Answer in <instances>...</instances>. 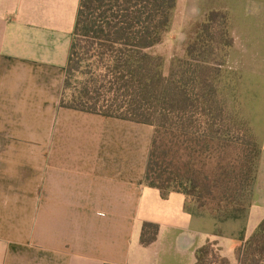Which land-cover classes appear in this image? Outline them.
Returning <instances> with one entry per match:
<instances>
[{"label": "crops", "instance_id": "obj_1", "mask_svg": "<svg viewBox=\"0 0 264 264\" xmlns=\"http://www.w3.org/2000/svg\"><path fill=\"white\" fill-rule=\"evenodd\" d=\"M80 1L0 0V264H195V251L209 241L239 264L241 241L195 229L181 193L164 199L144 182L151 125L60 105ZM223 10L219 0H178L166 38L180 12L185 45L192 24ZM246 43L262 50L257 36ZM258 56L261 67L242 72L256 73L263 121L246 239L264 218V54ZM144 222L159 226L147 246L140 242Z\"/></svg>", "mask_w": 264, "mask_h": 264}, {"label": "trees", "instance_id": "obj_2", "mask_svg": "<svg viewBox=\"0 0 264 264\" xmlns=\"http://www.w3.org/2000/svg\"><path fill=\"white\" fill-rule=\"evenodd\" d=\"M177 3L81 0L60 105L151 125L146 185L164 199L181 193L195 229L241 241L239 264H264V218L246 239L262 148L260 96L252 95V78L231 66L226 12L205 15L169 63L154 50ZM158 231L144 222L141 244H152ZM195 258L230 264L216 242L197 248Z\"/></svg>", "mask_w": 264, "mask_h": 264}, {"label": "rangeland", "instance_id": "obj_3", "mask_svg": "<svg viewBox=\"0 0 264 264\" xmlns=\"http://www.w3.org/2000/svg\"><path fill=\"white\" fill-rule=\"evenodd\" d=\"M219 4L221 6H227L228 12L224 10L223 12L228 13L230 19L233 22L239 23V25L242 27L246 26L252 29L250 32L238 28L235 30L232 29V36L233 39L235 38V41L233 47L228 49L226 53L229 55L228 58L230 60L231 66L234 67V70L241 73H253L255 69L261 67V63H258V60H260L258 59L259 50L262 55L264 54V12L258 11L256 9L264 5V0H219ZM246 10L247 12L252 11L253 15H245L244 13ZM177 23L178 26L170 36V39L166 38L161 45L154 48L155 51L165 55L167 63H169L171 57L180 55L183 52L184 36L186 35L183 27V15L181 12L177 16ZM194 24H192V30L190 29V31H188V37L194 32L196 27ZM255 25L259 27L257 30L254 27ZM249 34L250 37L254 35L260 39L261 43H263L262 50L260 46H247L246 42ZM256 55L258 57H256ZM255 74L253 76L256 78L257 76ZM249 77L252 78L251 76ZM254 77L252 80L254 83H256V79ZM261 86L264 90V81H262ZM257 88L258 87L254 88L252 95L257 94ZM180 195L182 196V194Z\"/></svg>", "mask_w": 264, "mask_h": 264}]
</instances>
